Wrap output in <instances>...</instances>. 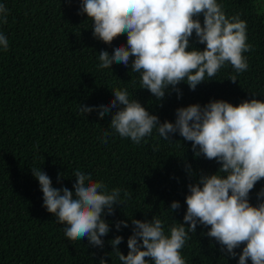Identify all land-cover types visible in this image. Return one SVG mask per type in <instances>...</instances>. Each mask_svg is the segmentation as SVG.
<instances>
[{"label": "trees", "instance_id": "1", "mask_svg": "<svg viewBox=\"0 0 264 264\" xmlns=\"http://www.w3.org/2000/svg\"><path fill=\"white\" fill-rule=\"evenodd\" d=\"M217 2L227 16L239 13L247 22V42L253 46L244 53L248 70L232 83L228 79L235 73L226 65L194 91L181 83L179 98L170 89L171 94L157 102L140 89V76L130 66L113 63L110 70L98 69L99 52L111 54L114 47L126 45V34L111 45L94 38L92 21L79 14L80 0L70 5L65 0H0L8 9L7 24L0 25V31L9 40V49H0V264H99L102 257L107 264H120L110 241L122 236L118 248L127 255L131 219L158 217L166 222V232L172 219L183 221L188 184L196 183L202 174H215L220 165L194 157L191 142L178 134L172 141L183 146L163 140L155 130L145 137L147 143L137 145L115 134L104 144L99 137L109 127L111 115L100 119L92 112L85 117L79 114L78 104H109L113 88H126L130 99H137L161 122H174L180 107L215 100L234 106L252 98L264 101V0ZM190 46L189 50L204 48L195 33ZM186 163L191 165V177ZM30 168H41L58 189L73 190L72 173L79 168L90 173L93 181L102 180L109 190L131 193L124 206L115 207L114 215H105L110 232L102 237V249L92 247L87 239H67L64 226L43 207V194ZM261 188L264 180L249 194L253 206ZM174 201L181 208L171 213ZM118 221L129 227L117 231ZM208 230L198 225L186 242L181 252L186 264H238V256L222 254L220 245L205 235Z\"/></svg>", "mask_w": 264, "mask_h": 264}, {"label": "clouds", "instance_id": "2", "mask_svg": "<svg viewBox=\"0 0 264 264\" xmlns=\"http://www.w3.org/2000/svg\"><path fill=\"white\" fill-rule=\"evenodd\" d=\"M79 14L92 21L93 37L106 45L126 34V45L114 47L111 54L99 52L98 69L110 70L113 63L130 66L140 76V89L150 92L157 102L171 94L170 89L179 98L177 86L181 83L194 91L229 64L235 74L228 80L236 83L237 76L249 67L244 53L253 46L247 42V22L239 13L227 16L217 0H80ZM7 16L8 9L0 4V25L7 24ZM193 33L203 50H189ZM0 49H9L2 31ZM111 93L114 99L109 104H78L79 114L85 117L92 112L100 119L111 115L109 127L99 137L104 144L115 134L137 145L147 143L145 137L154 130L163 140L181 144L172 141L178 134L191 142L194 157L203 156L220 165L215 174H202L196 183L188 184L183 221L172 219L167 232L166 222L158 217L131 219L127 255L118 248L122 236L110 241L120 264H186L181 252L198 225L209 229L205 235L220 245L222 254L232 259L238 256V264L249 260L264 264V188L257 193L255 206L249 199L255 185L264 180V101L252 98L235 106L223 100L189 105L176 109L174 122H161L137 99H130L126 88H113ZM185 169L191 177V165L186 163ZM30 170L39 182L43 207L64 226L67 239H87L89 245L102 249V237L110 232L105 215H114L115 207L124 206L131 193L121 188L109 190L102 180L93 181L90 173L79 168L72 173L73 190L53 187L41 168ZM180 208L174 201L168 211ZM121 227L129 224L115 223L117 231ZM241 248V252L235 251ZM99 264H107L106 259L102 257Z\"/></svg>", "mask_w": 264, "mask_h": 264}]
</instances>
